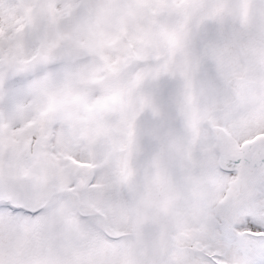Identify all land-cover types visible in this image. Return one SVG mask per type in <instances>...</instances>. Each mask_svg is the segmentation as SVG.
Wrapping results in <instances>:
<instances>
[{"label":"snow or ice","instance_id":"6c2138e0","mask_svg":"<svg viewBox=\"0 0 264 264\" xmlns=\"http://www.w3.org/2000/svg\"><path fill=\"white\" fill-rule=\"evenodd\" d=\"M57 232L69 264H264V0H0V264Z\"/></svg>","mask_w":264,"mask_h":264},{"label":"flooded vegetation","instance_id":"af4514ba","mask_svg":"<svg viewBox=\"0 0 264 264\" xmlns=\"http://www.w3.org/2000/svg\"><path fill=\"white\" fill-rule=\"evenodd\" d=\"M81 244H87V237H80ZM46 250L52 257L46 264H69V262L59 256L61 250L65 252L72 251L70 240L60 232L54 233L48 240L39 241V249Z\"/></svg>","mask_w":264,"mask_h":264}]
</instances>
